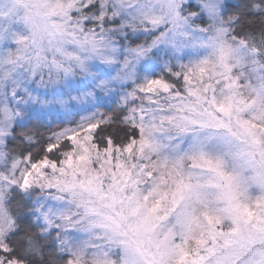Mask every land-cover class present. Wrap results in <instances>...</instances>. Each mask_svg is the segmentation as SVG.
Here are the masks:
<instances>
[{"label":"snow or ice","instance_id":"1","mask_svg":"<svg viewBox=\"0 0 264 264\" xmlns=\"http://www.w3.org/2000/svg\"><path fill=\"white\" fill-rule=\"evenodd\" d=\"M0 264H264V0H0Z\"/></svg>","mask_w":264,"mask_h":264}]
</instances>
